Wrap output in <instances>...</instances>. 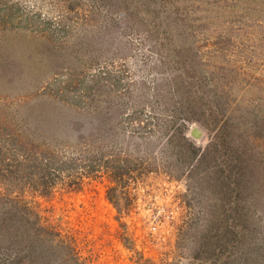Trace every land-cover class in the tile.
Listing matches in <instances>:
<instances>
[{
    "label": "trees",
    "instance_id": "obj_1",
    "mask_svg": "<svg viewBox=\"0 0 264 264\" xmlns=\"http://www.w3.org/2000/svg\"><path fill=\"white\" fill-rule=\"evenodd\" d=\"M21 1L0 0L1 30L28 32L32 28L30 22L24 23L27 15ZM33 1L52 18L46 28L37 30L44 33L54 28L60 39L52 45L54 35L44 38L53 55L51 64L57 62L54 79L65 78L59 87H47V92L59 104L72 105L76 100L77 112L89 114L92 120L91 126L68 121L58 129L44 123L47 119L38 104L16 106L13 118H0V264H82L75 247L46 226L40 212L20 194L30 188L47 195L61 180L80 185L78 178H98L103 169L111 170L115 183L127 184L134 176L158 169L154 149L166 140L159 163L163 171L186 176L195 194L206 180L212 191L231 188L234 229L242 225L247 234L257 231L261 193L258 173L251 164L253 143L248 124L244 127L233 117L228 93L222 89L233 77L226 68L221 71L212 66L215 56L202 51L209 42L199 45L201 11L193 6L181 23L172 9L175 0ZM134 38L142 39L147 47L153 77L119 89V80H107L111 73L107 67L115 58H129L132 47L124 41ZM221 43L216 41V45ZM6 60L7 65L0 63L1 82L11 81L17 73L15 61ZM95 69H102L101 77L85 85ZM208 115L215 136L202 152L189 141L187 132L190 123ZM261 134L262 129L256 133ZM108 198L119 205L116 187L110 189ZM238 234L236 245L246 237Z\"/></svg>",
    "mask_w": 264,
    "mask_h": 264
},
{
    "label": "rangeland",
    "instance_id": "obj_2",
    "mask_svg": "<svg viewBox=\"0 0 264 264\" xmlns=\"http://www.w3.org/2000/svg\"><path fill=\"white\" fill-rule=\"evenodd\" d=\"M175 1L177 4L172 9L176 21L181 23L186 22L185 14H191L193 6L201 11L198 19L202 24L197 30L199 45L209 42L208 49L202 51L215 56L212 66L216 70L226 68L230 78L233 77L227 86L224 80L220 83L225 84L222 89L228 93L229 111L238 117L242 126L248 124L253 143L251 164L258 173L261 193L255 217L257 231L247 234L242 225L237 226L238 231L234 229L231 188L219 187L212 191L206 180L195 194L186 176L165 173L159 163L166 140L154 149L158 169L134 176L127 184L115 183L110 177L111 170L103 169L98 178H78L82 186L65 179L47 195L30 188L20 194L40 212L46 226L53 227L75 247L82 264H264V0ZM21 2L27 15L24 23L30 22L32 28L28 32L17 30L20 33L0 29V63L7 65L6 58L14 60L17 73L20 72L14 73L11 81H0V118H13L16 106L38 104L44 110L47 125L63 129L68 121H84L91 126V116L77 112L76 100L72 105H65L49 96L47 87L56 88L65 81V78L54 79L53 66L57 62L51 64L53 55L47 48L48 39H44L55 34L54 28L44 33L37 30L41 26L46 28L45 23L52 18L33 0ZM205 8L212 13L207 15ZM39 14L41 17L37 18ZM141 40H125L132 47L129 58H115L107 67L111 71L106 73H110L106 75L107 80L112 83L119 80V89L143 77L152 80V60ZM219 40L221 45H216ZM53 41L60 43L55 35L52 45ZM99 73L102 69L91 70L84 84L100 78ZM92 76L95 77L92 79ZM210 122L208 115L202 121L189 124L187 138L202 152L215 136L210 132ZM194 125L204 131L201 141L189 135ZM261 129L262 134L256 135ZM219 168H215L218 177ZM112 187L117 188L118 206L108 198ZM237 232L239 238L240 233L246 237L236 245Z\"/></svg>",
    "mask_w": 264,
    "mask_h": 264
},
{
    "label": "water",
    "instance_id": "obj_3",
    "mask_svg": "<svg viewBox=\"0 0 264 264\" xmlns=\"http://www.w3.org/2000/svg\"><path fill=\"white\" fill-rule=\"evenodd\" d=\"M189 135L197 141H201L205 136L204 131L197 125L191 127Z\"/></svg>",
    "mask_w": 264,
    "mask_h": 264
}]
</instances>
